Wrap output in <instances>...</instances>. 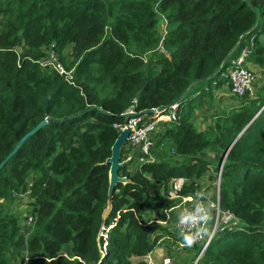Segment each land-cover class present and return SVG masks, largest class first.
<instances>
[{"label":"trees","instance_id":"1","mask_svg":"<svg viewBox=\"0 0 264 264\" xmlns=\"http://www.w3.org/2000/svg\"><path fill=\"white\" fill-rule=\"evenodd\" d=\"M244 46L262 70L254 95L232 96L198 130L193 109L230 89L225 74ZM49 49L73 67L75 85L39 65ZM133 100L137 110L178 102L179 118L156 134L153 161L120 168L130 181L103 219L104 162ZM43 119L0 170V264L26 251L20 264H146L163 233L174 235L154 221L175 205L162 194L169 180L185 178L179 193L198 196L225 152L219 206L238 225L218 231L196 264H264V0H0V162ZM27 191L31 226L12 210ZM199 250L184 251L187 264Z\"/></svg>","mask_w":264,"mask_h":264},{"label":"built area","instance_id":"2","mask_svg":"<svg viewBox=\"0 0 264 264\" xmlns=\"http://www.w3.org/2000/svg\"><path fill=\"white\" fill-rule=\"evenodd\" d=\"M248 46H244L240 54L232 59L227 73L225 74L230 83V91L235 97H242L245 93L252 95L254 93V84L256 82V69L251 63H248ZM43 68L56 72L70 85H75L73 67L67 68L58 58L56 52L49 49L44 57L37 60ZM136 100L122 113L125 121L116 123L118 133L128 128L130 130L124 150L127 158H134L137 166L153 161L151 148L155 143L156 134L161 130L162 125L177 121L179 103L175 102L165 108L151 107L147 110H137L135 108ZM223 161L218 164L216 178L213 180L215 189V200L208 197L196 199V195H182L179 193L186 179L182 177H174L169 180L162 194L170 200H175V205L164 210L163 217H154V221L159 224H168L171 220L169 229H173L175 237L163 234L158 240L157 246L161 250V257L157 260L152 256V251L145 255L146 264H170L171 258L162 251V243L170 242L174 251L182 254L187 248L200 244V250L194 259L197 263L203 251L209 244L213 236L223 229L232 230L238 225V219L229 211L222 210L219 206V187L222 172ZM30 184V182H29ZM18 198H28V191L14 194ZM22 221L26 225H33L35 216L28 211L21 215ZM24 263L27 257L24 259Z\"/></svg>","mask_w":264,"mask_h":264},{"label":"crops","instance_id":"3","mask_svg":"<svg viewBox=\"0 0 264 264\" xmlns=\"http://www.w3.org/2000/svg\"><path fill=\"white\" fill-rule=\"evenodd\" d=\"M253 67L256 69L257 72L260 71L259 66L256 64H252ZM226 92V93H225ZM232 93L229 91V88L227 87L226 83H223L216 89L212 90V96L211 98H207L204 96V101L202 102V105L200 107L194 108L193 109V114H192V122L196 126V128L200 131H205L210 125V122L214 119L213 114L216 113H221L225 111V107L230 108L232 106ZM209 101V103H208ZM212 111V113H211ZM207 118V120H205ZM126 153V152H125ZM204 156L210 160L211 162L215 163L217 160L218 156L217 153L211 150H205L204 151ZM127 157V156H126ZM212 170V169H210ZM210 170L208 173L203 174L200 176L198 179V184H199V193L198 196H196V199L201 198V197H210L212 195L211 190H208V186L213 182L209 181L208 176L210 175ZM171 220H169L168 224H161L162 226L170 227ZM160 234V233H159ZM175 237V234L174 236ZM168 241H166L167 243ZM170 245V242H168ZM171 246V245H170ZM185 253V252H183ZM182 253V254H183ZM152 256H154L157 260L160 259L161 257V250L159 249L158 246L154 248L152 251ZM28 257L27 251L24 253V258ZM138 260V258H134ZM145 259V257H143ZM20 264V263H19Z\"/></svg>","mask_w":264,"mask_h":264},{"label":"water","instance_id":"4","mask_svg":"<svg viewBox=\"0 0 264 264\" xmlns=\"http://www.w3.org/2000/svg\"><path fill=\"white\" fill-rule=\"evenodd\" d=\"M47 122H48V119H43V120L39 121L36 125H34L30 130L25 132L20 137V139L16 142L13 149L1 160L0 170L5 165V163L9 160V158L12 157L19 150L21 145L28 138H30L32 135H34ZM129 132H130V130L128 128H124L118 133L113 144L111 145L110 155L106 158V160L104 162V164L108 165L109 169H108V173H107L108 174L107 203H106L105 208L102 211L103 219H105L108 216V214L111 210L113 193H114L116 186L118 184H126L130 181V179L128 177L120 175V173H119L120 168L127 165L129 160L131 159V158H125V159L122 158V150L124 149V146L126 145ZM225 156H226V152L224 154H222L220 161H224ZM103 229H104V225L101 227L100 232L98 234V237H101V235H102L101 231Z\"/></svg>","mask_w":264,"mask_h":264},{"label":"rangeland","instance_id":"5","mask_svg":"<svg viewBox=\"0 0 264 264\" xmlns=\"http://www.w3.org/2000/svg\"><path fill=\"white\" fill-rule=\"evenodd\" d=\"M161 22H163V20H161ZM162 27V26H161ZM66 52H71V49L68 47L67 49H66ZM262 70H260L259 72H257L256 71V76H257V79L258 80H260L261 79V77H262V72H261ZM256 79V80H257ZM228 87V86H227ZM229 91H230V89H229ZM254 91H255V88H254ZM231 92V91H230ZM226 93V92H225ZM254 95V93L252 94V96ZM233 104H236V101H234V103ZM225 110H228L229 108L228 107H225L224 108ZM211 113H212V111H211ZM222 113V112H221ZM216 114H219V113H216ZM215 114H213V116H214ZM205 120H207V118H205ZM213 122H214V120H212L211 122H210V125L211 124H213ZM125 157L127 156L126 155V153H125V155H124ZM123 156V157H124ZM212 166H214V165H212ZM138 166L136 165V163L134 162V164L133 165H129L128 166V168H129V170L130 171H132V172H134V170H135V168H137ZM214 174V172H213V170H210V175H213ZM208 178H209V176H208ZM209 181H213L212 179H210L209 178ZM208 190L210 191L211 190V193H212V195L209 197V199H211V200H215V189H214V185H213V183H211L209 186H208ZM16 198V197H15ZM202 198V197H201ZM28 200H29V198H26L25 200L24 199H21V198H16L15 199V201H14V203H12V210H14L15 212H20V215H22L23 214V212H25V211H27V209H28ZM152 214V213H151ZM151 214H149L148 216L146 215V214H144L143 215V219H145L146 217H151ZM23 225L24 226H29V225H26V224H24L23 223ZM161 233V232H160ZM163 234H165V233H163ZM197 245H199L200 246V244H197ZM162 247H164V249H163V253L164 254H167V255H169L170 256V258H171V263L170 264H187V263H189L190 261H191V255H188V256H184V255H182V254H179V252H175L174 251V248H172L170 245H169V243L167 242H163L162 243ZM66 251H67V249H66ZM24 255V254H23ZM184 256V257H183ZM23 257V256H22ZM22 257H19L20 259L17 261V264H19L20 262H23L24 263V261H21L22 260ZM135 261H137L136 259H133V262H135ZM187 262V263H186ZM194 262V261H193ZM23 263H21V264H23ZM192 264H194V263H192Z\"/></svg>","mask_w":264,"mask_h":264}]
</instances>
